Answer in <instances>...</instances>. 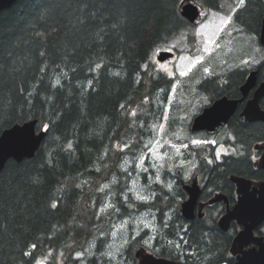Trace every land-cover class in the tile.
Instances as JSON below:
<instances>
[{
    "label": "trees",
    "instance_id": "16d2710c",
    "mask_svg": "<svg viewBox=\"0 0 264 264\" xmlns=\"http://www.w3.org/2000/svg\"><path fill=\"white\" fill-rule=\"evenodd\" d=\"M184 1L16 0L0 10V135L33 119L47 131L33 157L11 158L0 172V264H109L103 250L110 224L122 217L117 206L131 211L126 218H138L129 224L126 262L117 264H136L140 247L181 260L174 250L178 241L167 242L176 240L185 224L177 177L165 171L164 181H174L168 192L166 182L141 171L148 187L142 192L149 198L141 201L129 188L136 168L125 166L135 163L154 125L169 112L176 77L157 68L155 55L192 26L181 12ZM194 1L219 10L222 0ZM246 3L235 18L243 27L247 19L251 27L264 3ZM214 80L197 87L206 91ZM233 132L238 144L241 137L264 139L263 128ZM226 171L242 174V163ZM154 189H161L157 203L151 200ZM109 193L112 203L106 202ZM158 214L160 226L167 220L161 253L132 236L133 222H150ZM195 225L196 233L190 231L184 242L185 251H194L182 264L235 262L227 251L232 231L203 221ZM138 226L148 233L147 225ZM258 232L264 235V224Z\"/></svg>",
    "mask_w": 264,
    "mask_h": 264
},
{
    "label": "rangeland",
    "instance_id": "374dc122",
    "mask_svg": "<svg viewBox=\"0 0 264 264\" xmlns=\"http://www.w3.org/2000/svg\"><path fill=\"white\" fill-rule=\"evenodd\" d=\"M242 5L241 0H222L219 10L205 9L202 20L182 31L167 47L160 49V51L170 50L175 53V56L163 62L156 59V65L161 71L175 76L176 81L167 106V109L170 108L169 112L161 122L154 125V134L148 138L145 144L146 148L136 158L135 163L130 160L125 166L126 168L129 166L136 168L138 175L133 173L129 188L137 195L144 196L142 190L148 189L142 184L141 171H148V178L157 179L159 176L157 181L162 184L166 182L164 181L166 173L168 176L170 173L177 175L179 170L182 171L185 179L190 178L191 173L188 170H192L194 165L192 158H187L190 152L189 142L193 144V150L204 151L205 154L208 145L207 142L201 143V140L225 143L226 133L224 131L213 137L201 134L194 135L191 133L189 123L190 120L192 121L195 112H199L198 106L201 104L204 106L209 99L208 93L197 87L202 80L211 75H218L215 82L221 84L230 76L231 71L238 69L239 66H249L256 60L259 62L263 57L262 54L259 57V52L262 53L263 51L256 36L240 32L239 25L234 22L233 14ZM226 20L227 23H225ZM158 52L155 56L159 54ZM177 139L180 141L177 142ZM197 143H201L200 146ZM224 143L215 145L216 154L229 153L230 149L228 150ZM166 185L168 189H173L174 181L169 180ZM111 201L112 197L109 193L106 196V202L112 203L113 201ZM130 212L129 209H122L118 206L115 208V213L124 218L118 217L113 220L107 231V234L110 235L103 255L109 264L126 262L127 257L124 251L131 243L129 234L131 226L129 224L131 220L138 219L126 218ZM153 223L144 220L133 222L134 228L137 229L135 235L140 231L138 225H147L153 229ZM153 240L154 236L150 234L147 238L149 246L154 242ZM90 255H93V251L89 253ZM63 263L60 261V264ZM101 264H104V260Z\"/></svg>",
    "mask_w": 264,
    "mask_h": 264
},
{
    "label": "flooded vegetation",
    "instance_id": "af4514ba",
    "mask_svg": "<svg viewBox=\"0 0 264 264\" xmlns=\"http://www.w3.org/2000/svg\"><path fill=\"white\" fill-rule=\"evenodd\" d=\"M246 2H248V0H246ZM242 20L245 26H242L241 29L243 30V32L250 33L256 36L257 41L260 44L261 50L263 51L262 53L259 52V57L261 54L263 57L259 62H257L256 60V62L249 66H239L238 69L233 70V73L231 71L230 78H226L221 84H216L218 82H211L208 85V89L205 91L209 95L208 102L205 104L207 106H210L216 100L224 96H228L231 99H236L238 100V103L236 109L231 114V116L226 121H222L216 127V130L209 134V136L213 137L219 135L224 131L226 133L225 143L227 144L221 141H215L214 143H212L208 142L207 140H201V143L207 142V153L201 154L204 151L197 150L193 152L190 158H192L194 167L192 170H188L191 173L190 178L187 177V179H185L181 170H179L178 174L176 175V183H178L179 189H182L184 195H186L184 199L180 198L181 204L188 197L187 189H200L197 201L193 208V214L189 215V218L183 216L185 224L184 227L179 230L180 235L178 234L176 240L168 239L167 241H178V243L181 245V247H179L178 244V246L174 249L181 260L187 255L193 254L194 250H184V242L188 240V235L190 231H192L191 235H194L196 233V223L203 221L207 227H218V229L223 233L230 234V231H232V240L234 239L238 231L243 227V225L239 224L236 220L231 221L229 229L227 231L222 230L219 225L220 217L225 215L228 210H231L238 199L239 186L233 181V176L249 179L251 181V185L247 189H261V182L264 181V166L262 163V156L264 153V139L260 141L256 136L254 139L249 138L245 140V138L243 139V137H241V140L238 144L236 143L237 136L235 138L236 132H233V129H240L239 134H241V130L245 128L252 129V131L254 129L256 131L260 130L261 128L264 129V120L258 118H247L245 115V110L248 107L249 102L256 97L257 91L262 87V84H264V42L261 40L264 13L258 15V18L256 19V21H254V23H252L251 27L246 26V23L248 22L247 19ZM250 75H252L253 77V84L247 90L243 91L242 87L247 83ZM231 79H234V82H236L233 86L230 85ZM259 107L262 111H264V94L259 99ZM257 134L259 135V132ZM201 143H197V145L200 146ZM222 143H224V146H226L228 150L230 149V151L229 153L225 152L218 155L215 152V150L217 149L215 145H220ZM248 144L249 147L247 146ZM230 159L232 160L229 161ZM238 161L239 163H242V174L230 173L226 171V169L232 163ZM159 190L161 189H154V192L151 196V200L154 203L160 198L158 196ZM170 191L173 192V189L168 190V192ZM217 195H221L222 198H220V200L218 201L210 202L211 200L216 198ZM147 200H149V198ZM166 207L167 206H165V208ZM146 209L148 208H145V210ZM152 222H154V228L151 229L148 226V233L146 235L145 231H140L136 235L134 233L132 236L134 238L138 237V239L141 240H147L146 238H148V236L152 234L154 236V242L152 243V246H154L153 249L161 253L163 251V246L158 243L161 242V236L167 228V220L165 219V223L160 226V218L158 214L152 219ZM262 224H264V221L262 222ZM262 224H260L255 229L256 235H260L258 229L262 226ZM130 232L131 231L129 230V234ZM206 232L208 233V237H210L211 235L209 229H207ZM230 246L227 249L229 253ZM196 249L197 248H195V251L197 252ZM181 260L177 261L182 262Z\"/></svg>",
    "mask_w": 264,
    "mask_h": 264
},
{
    "label": "water",
    "instance_id": "95a60500",
    "mask_svg": "<svg viewBox=\"0 0 264 264\" xmlns=\"http://www.w3.org/2000/svg\"><path fill=\"white\" fill-rule=\"evenodd\" d=\"M15 1L0 0V10L9 8ZM202 10L203 8L193 1L182 4V15L190 22H194L201 17ZM261 40L264 42V21ZM172 56V52L161 51L158 59L164 61ZM252 75L242 87L243 91L253 84ZM263 94L264 84L257 91L256 97L249 102L245 110L247 118L264 120V111L259 107V99ZM237 103L238 100L227 97L217 100L194 118L192 130L214 131L222 121H226L231 116L236 109ZM37 122V119H33L24 123H16L2 132L0 135V172L11 158L21 161L24 158H31L35 155L47 133L46 129H37ZM262 163L264 166V153ZM232 179L239 186L238 201L220 219L219 225L223 230H227L232 220L243 224L231 246V252L236 256L234 264H264V236L255 234V229L264 221V181L261 182V189H247L251 185L249 179L236 176H233ZM199 191L200 189H188L189 198L182 204V214L186 218L193 214ZM220 198H222L221 195H217L210 202L218 201ZM251 244L254 245L250 246ZM136 256L139 258L137 264H180L174 260L157 257L152 253L143 251H138Z\"/></svg>",
    "mask_w": 264,
    "mask_h": 264
},
{
    "label": "snow or ice",
    "instance_id": "6c2138e0",
    "mask_svg": "<svg viewBox=\"0 0 264 264\" xmlns=\"http://www.w3.org/2000/svg\"><path fill=\"white\" fill-rule=\"evenodd\" d=\"M241 3H243V0H241ZM228 21L226 20L225 23H227ZM157 180H159V176H157ZM137 199L141 200V201H146L148 199V197L143 196V195H137ZM55 206V205H53Z\"/></svg>",
    "mask_w": 264,
    "mask_h": 264
},
{
    "label": "bare ground",
    "instance_id": "6f19581e",
    "mask_svg": "<svg viewBox=\"0 0 264 264\" xmlns=\"http://www.w3.org/2000/svg\"><path fill=\"white\" fill-rule=\"evenodd\" d=\"M117 130H118V129H117ZM1 134H2V133H1ZM105 135H107V134H105ZM105 135H104V136H105ZM107 137H108V135H107ZM104 138H105V137H104ZM104 138H103V139H104ZM109 138H110V137H109ZM106 139H107V138H106ZM106 139H105V140H106ZM102 141H104V140H102ZM106 141H107V140H106ZM106 141H105V142H106ZM109 141H110V140H109ZM42 142H43V141H42ZM103 143H104V142H103ZM107 143H108V142H107ZM101 144H102V143H101ZM102 145H103V144H102Z\"/></svg>",
    "mask_w": 264,
    "mask_h": 264
}]
</instances>
